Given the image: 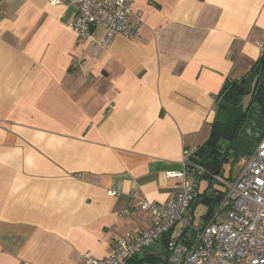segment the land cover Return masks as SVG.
I'll use <instances>...</instances> for the list:
<instances>
[{"label": "crops", "instance_id": "0c3cea01", "mask_svg": "<svg viewBox=\"0 0 264 264\" xmlns=\"http://www.w3.org/2000/svg\"><path fill=\"white\" fill-rule=\"evenodd\" d=\"M130 1L143 29L103 50L101 29L70 28L74 6L0 0V264H80L147 230L130 200L178 191L167 173L208 139L226 79L261 55L264 0ZM263 132L251 106L230 153L249 155Z\"/></svg>", "mask_w": 264, "mask_h": 264}, {"label": "built area", "instance_id": "2783aa9c", "mask_svg": "<svg viewBox=\"0 0 264 264\" xmlns=\"http://www.w3.org/2000/svg\"><path fill=\"white\" fill-rule=\"evenodd\" d=\"M48 3L53 7L76 8L70 28L80 40L91 37L94 29H101L103 50L110 48L115 36L134 40L143 29L141 16L133 10L130 0H48ZM195 152L196 147L184 146L181 170L167 173L169 178L178 180L179 187L166 204L143 198L130 200L125 214L132 210L149 213L152 224L147 230L117 239L104 258L81 255L80 264H131L162 240H166L162 264H264V132L252 153L237 158L234 179L210 176L211 184L223 187L222 198L209 218L196 227L191 204L198 183L193 178L206 172L195 163ZM106 193L117 197L119 189L113 187Z\"/></svg>", "mask_w": 264, "mask_h": 264}, {"label": "trees", "instance_id": "16d2710c", "mask_svg": "<svg viewBox=\"0 0 264 264\" xmlns=\"http://www.w3.org/2000/svg\"><path fill=\"white\" fill-rule=\"evenodd\" d=\"M263 67L264 51L250 72L259 75ZM244 78L240 80L226 79L220 93L215 99L216 116L211 125L209 137L201 147L196 148V152L194 153L193 159L195 163L201 166L206 172L205 175L198 177L206 181L208 180V187H212L209 181L211 175H222L221 171L226 161L232 157V162H236L238 157H233L230 149L245 122L249 108L255 105L264 117V86L258 83L252 97L250 95H244ZM222 193L221 190H214L213 196H208L207 193H204L200 201V193L197 190V195L191 204V211L193 205L195 206L201 203L206 207V214L203 218L204 220L208 219L211 211L222 198ZM160 243L165 250L166 240H162ZM147 254L150 256L149 253L145 252L146 256ZM139 261L138 257H136L132 260L131 264H137Z\"/></svg>", "mask_w": 264, "mask_h": 264}, {"label": "rangeland", "instance_id": "374dc122", "mask_svg": "<svg viewBox=\"0 0 264 264\" xmlns=\"http://www.w3.org/2000/svg\"><path fill=\"white\" fill-rule=\"evenodd\" d=\"M247 76V75H246ZM245 76V77H246ZM255 106V105H252ZM250 123V124H249ZM253 122H248V126H250ZM240 142H247L249 145L253 142L251 138L246 137V136H241L240 137ZM254 144V143H253ZM253 146V145H252ZM238 167L236 164L232 162V158L224 163L223 169H222V174H225L226 177L229 176L231 172L235 174V170H237ZM197 183L200 185V197L199 200L203 198L204 193H207L208 196H213L214 190H222V186L218 184H212V187H208V180L206 181L205 179H200L197 180ZM192 212L194 216V221H193V226H197L200 223H203L204 220V215L206 214V207L203 204H197L192 206ZM180 225H177L176 229H179ZM147 253L150 254V256H147L144 254H140L138 256V259L140 260L137 264H162L165 261V255H164V249L160 245H155L153 248H151Z\"/></svg>", "mask_w": 264, "mask_h": 264}, {"label": "water", "instance_id": "95a60500", "mask_svg": "<svg viewBox=\"0 0 264 264\" xmlns=\"http://www.w3.org/2000/svg\"><path fill=\"white\" fill-rule=\"evenodd\" d=\"M260 74L256 75V73L252 72L248 74L245 78V90L244 95H250L251 97L254 95L257 85L259 83Z\"/></svg>", "mask_w": 264, "mask_h": 264}]
</instances>
